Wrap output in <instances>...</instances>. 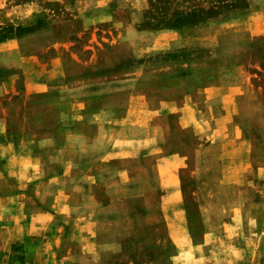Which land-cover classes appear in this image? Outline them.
<instances>
[{
	"label": "rangeland",
	"instance_id": "obj_1",
	"mask_svg": "<svg viewBox=\"0 0 264 264\" xmlns=\"http://www.w3.org/2000/svg\"><path fill=\"white\" fill-rule=\"evenodd\" d=\"M8 39L40 49L45 63L50 45L66 42L81 59H71L72 76L134 65V78L111 82L121 89V103L132 89L147 92L152 104L189 103L191 111L152 119L161 125L152 137L162 138L163 152L186 155L175 174L186 217L180 225L196 241L201 231L221 232L224 221L241 218L232 225L246 237L238 259L264 264V0H0V43ZM12 58V51L0 50V80L14 75L17 92L18 69L3 64ZM9 95V105L18 103V95ZM153 155L120 160L132 176L102 194L114 201L98 213L101 254L77 252L62 264H178L164 220L173 212L160 208L165 192L152 189L159 186ZM144 162L150 172L140 168Z\"/></svg>",
	"mask_w": 264,
	"mask_h": 264
},
{
	"label": "crops",
	"instance_id": "obj_2",
	"mask_svg": "<svg viewBox=\"0 0 264 264\" xmlns=\"http://www.w3.org/2000/svg\"><path fill=\"white\" fill-rule=\"evenodd\" d=\"M50 47L45 63L32 45L15 39L0 43L1 51L13 52L4 66L18 69L17 92L14 75L0 80V264H62L74 261L77 252L100 255L98 213L114 201L102 194L132 176L130 166L119 167L120 160L144 161L153 153L159 186L152 189L165 192L160 208L173 212L164 215L176 248L173 258L178 264H244L238 256L246 253V237L232 229L241 218L224 221L221 232L201 231L196 241L180 225L186 217L175 174L185 166L186 155L176 149L163 152L162 138H154L161 125L152 119L179 108L191 111V105L152 104L147 92L128 88V101L121 103V89L110 87L111 82L124 74L133 77L134 65L121 73L95 70L89 77L87 72L72 76L71 59H81L64 41ZM87 80L96 85L88 88ZM10 93L18 95L15 105L8 104ZM211 97L206 95L205 102ZM157 142L158 148L152 147ZM143 164L142 170H152ZM102 176L108 181L102 182Z\"/></svg>",
	"mask_w": 264,
	"mask_h": 264
}]
</instances>
